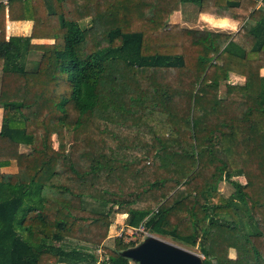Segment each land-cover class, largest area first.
<instances>
[{"label": "trees", "instance_id": "16d2710c", "mask_svg": "<svg viewBox=\"0 0 264 264\" xmlns=\"http://www.w3.org/2000/svg\"><path fill=\"white\" fill-rule=\"evenodd\" d=\"M186 4L241 25L169 24ZM261 69L264 0H0V264H129L135 243L102 246L111 214L202 264H264Z\"/></svg>", "mask_w": 264, "mask_h": 264}, {"label": "rangeland", "instance_id": "374dc122", "mask_svg": "<svg viewBox=\"0 0 264 264\" xmlns=\"http://www.w3.org/2000/svg\"><path fill=\"white\" fill-rule=\"evenodd\" d=\"M180 12H181V15H182V20H184L185 19V16H187V15L190 16V18L193 17L192 15H194V16L197 15L196 10L193 7H191V6H188V10L181 9ZM189 24H191V23H189ZM89 25L90 24L87 21H85V22H83V24L81 26L89 27ZM25 26H26L27 29L30 27L29 25H25ZM203 29H206V28H203ZM5 30H6L5 31L6 32V36H7V31H8V33L11 34V31H10V28L9 27L6 26V29ZM208 30L214 31L216 29H208ZM21 32L24 33L26 31L21 30ZM38 44H52V42L51 41H41ZM36 57L38 58V55L37 56H33L32 58L34 59ZM227 82L230 83V84H232V83H236L237 81H235V80L230 81V79H228ZM227 82L226 83H223L219 87V94L220 95H222L224 93V88L228 84ZM237 84H239V83L237 82ZM139 125L140 126H144L140 122H139ZM135 129L136 128L134 126H131L130 129H127V132H129L131 135H134L135 134V131H134ZM108 140H109V145L114 144L113 140H111V139H108ZM66 141H67L66 143H68L70 141L69 135L66 136ZM134 143H139V140L138 141H135ZM57 145H58V141H57L56 135H52L51 136V146H52V148L53 149H56L57 148ZM23 150L24 149H21V151H23ZM131 157H132V159L136 158L135 155L134 156H131ZM233 180L235 182H240V183H243L244 182V180L242 178H238V177L233 178ZM108 183H105V184L107 185ZM218 190L220 191V193L224 197H227L228 195H230L231 194V191H232L230 185L227 184V183H221V184H219ZM125 216H127V215L126 214H122V215H113V214H111L110 215L111 224L109 226V231H108L109 233L107 235V239L102 244L103 248H109V249H113L114 248V244H115L114 243V239H115V237H114L115 228H117V226H118L117 224L121 223L122 222L121 219L122 218H125ZM147 237H154V238L160 239L162 241L168 242V243H170L172 245H175V246L180 247V248H183V249H185V250H187V251H189V252H191L193 254H196L201 259H203L202 255H200V252H199V249L198 248H190V247H187V246H185L183 244H180L178 242H175V241H173L171 239L161 238V237H158V236L151 235L147 231L145 232V234H140L138 236H134L131 241L132 242H135V246H137L139 243H141L142 241H144ZM123 243H124V241H123ZM98 248H101V247H98ZM95 257L98 258L97 259L98 262H101L102 260H105L106 259L103 251L101 253V249H98L96 251ZM229 257L232 258V259L234 258V252L233 251H230L229 252ZM129 264H134V263L130 262Z\"/></svg>", "mask_w": 264, "mask_h": 264}, {"label": "water", "instance_id": "95a60500", "mask_svg": "<svg viewBox=\"0 0 264 264\" xmlns=\"http://www.w3.org/2000/svg\"><path fill=\"white\" fill-rule=\"evenodd\" d=\"M121 256L134 264H202V260L183 248L154 237H147Z\"/></svg>", "mask_w": 264, "mask_h": 264}, {"label": "crops", "instance_id": "0c3cea01", "mask_svg": "<svg viewBox=\"0 0 264 264\" xmlns=\"http://www.w3.org/2000/svg\"><path fill=\"white\" fill-rule=\"evenodd\" d=\"M188 6L193 7L195 10H197L193 5L191 4H186L182 5L179 8V11L173 13L170 18H169V24L171 25H178L180 28H188V29H216L218 31H227L230 33H235L239 27L240 23L231 21L228 19H223V18H216V17H211L207 15H192L193 17L190 18V16H185V19L182 20V15L180 10H188ZM197 16V17H196ZM195 17V18H194ZM191 23V24H189ZM25 25H29L31 27L30 22H7L6 26L10 28L11 34L8 33L7 31V36H28L30 33V27L27 29ZM193 25V26H192ZM21 30L26 31V32H21ZM43 40H32L33 44H38ZM260 76H264V69H261L259 72ZM228 79L230 81H237L239 84L232 83L233 85H242L244 83V79L240 76L234 75V74H229ZM0 122H1V110H0ZM8 172H11L9 169ZM127 217V216H125Z\"/></svg>", "mask_w": 264, "mask_h": 264}, {"label": "built area", "instance_id": "2783aa9c", "mask_svg": "<svg viewBox=\"0 0 264 264\" xmlns=\"http://www.w3.org/2000/svg\"><path fill=\"white\" fill-rule=\"evenodd\" d=\"M117 225L118 226H117V228H115L114 237L115 238H121L122 241H124V243H129V242L135 243V242L131 241L133 239V237L138 236L140 234H145V232H146V230L144 229V227L142 225H140L137 228L128 227V226H126V224L124 222H121Z\"/></svg>", "mask_w": 264, "mask_h": 264}]
</instances>
